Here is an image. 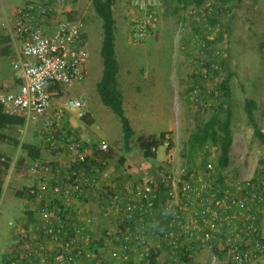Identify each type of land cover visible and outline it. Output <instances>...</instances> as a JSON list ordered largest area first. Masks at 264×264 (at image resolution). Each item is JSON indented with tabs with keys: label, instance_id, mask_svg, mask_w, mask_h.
Masks as SVG:
<instances>
[{
	"label": "built area",
	"instance_id": "2783aa9c",
	"mask_svg": "<svg viewBox=\"0 0 264 264\" xmlns=\"http://www.w3.org/2000/svg\"><path fill=\"white\" fill-rule=\"evenodd\" d=\"M75 2L22 0L5 20L18 84L14 91L0 89V108L25 124L40 123V148L47 155L28 168L35 177L26 192L34 216L18 225L7 264H147L149 249L158 252L157 264H197L201 250L208 252V264L255 263L264 254V174L240 179L221 171L218 184L209 162L200 170H175L167 135L159 146L162 160H156L159 147H151L154 157L142 155L135 171L128 164L122 174H107L109 145L83 139L86 100L69 94L87 74L84 24ZM164 6L165 0H126L128 40L142 42ZM204 7L189 12L205 19ZM200 93L196 85L189 99ZM209 152L213 148L205 143L198 153ZM93 199L107 219L102 229L90 213Z\"/></svg>",
	"mask_w": 264,
	"mask_h": 264
},
{
	"label": "rangeland",
	"instance_id": "374dc122",
	"mask_svg": "<svg viewBox=\"0 0 264 264\" xmlns=\"http://www.w3.org/2000/svg\"><path fill=\"white\" fill-rule=\"evenodd\" d=\"M21 2L22 0H0V34H7L5 20L11 17ZM230 6V13L226 15L225 7L218 9L217 16L221 26H210L205 22V28L201 23L199 26L195 25L196 30L193 25L195 22H201V13L189 12V8L172 13L171 7L164 6L161 20L151 28L142 42L133 43L128 40V21L131 13L126 7V0H114L112 14L115 19L117 62L122 71L131 73L127 85L121 88L124 114L133 130L130 150L125 152L120 121L100 102L95 90V84L102 71L99 55L101 21L95 15L90 0H76L75 13L82 19L86 35L87 74L69 94L72 97L85 98V110L93 119V124L84 127L83 139L96 143L103 140L109 145V161L113 167L118 168L113 171V176L124 171L123 162H119L120 158L133 162L136 169L142 164V154L137 144L139 135H157L162 131L167 133L174 151L175 170L191 167L201 169V157L198 153L201 144H195L192 148L189 139L194 131L202 128L212 114L209 104H216V101L208 96V92L214 91L223 77L221 70L217 75L210 72L206 80H201L202 91L197 100L189 99V87L192 82L200 81L196 75L207 69L201 64L205 58L208 63L218 66L223 62L232 73L229 80L232 145L229 164L222 173L249 179L259 169L264 172V143L253 135L243 112L244 100L253 99L256 103L254 117L264 139V47L260 50V45H264V0H238ZM218 33L220 38L217 41ZM202 36L216 40L208 47L210 54H206L202 46ZM13 55L12 47L10 56L0 57L2 90H10L18 84L17 72L11 66ZM150 68L154 69L156 77L161 80V86L165 89L142 85L141 90H138L131 84L139 78L137 71H143L146 77ZM173 72L177 77L175 88L169 80V75ZM40 128V123L0 128V155L5 161L9 160V168L0 174V264H5L3 257L16 242L18 225L21 224V218L24 219V211L29 206L26 198L18 197L15 192L32 185L35 178L28 171L32 160L22 150V146L29 144L38 147L41 158L47 156L40 148ZM212 148L211 163L215 167L219 153L218 143ZM162 158L163 148L159 147L156 160L160 161ZM147 164L157 165L154 160H148ZM91 201L90 213L97 227L102 229L107 224V219L94 203L95 200ZM261 231L264 235V214ZM195 255L197 264H208L206 250H201ZM253 264H264V254Z\"/></svg>",
	"mask_w": 264,
	"mask_h": 264
},
{
	"label": "trees",
	"instance_id": "16d2710c",
	"mask_svg": "<svg viewBox=\"0 0 264 264\" xmlns=\"http://www.w3.org/2000/svg\"><path fill=\"white\" fill-rule=\"evenodd\" d=\"M238 0H165V8L171 7V12L176 13L179 10H187L189 7H196L197 9H201L203 6L205 19H202L201 22H195L193 27L196 30V26H199L203 23L205 28V24L207 23L210 26L219 25L221 26V21L219 20L217 11L219 7L223 6L226 8L225 12H228V7L237 2ZM209 4L212 12H209L206 4ZM90 4L95 15L101 21V45L99 55L102 62V71L101 75L95 84V90L98 95L100 102L119 119L121 132H122V145L125 152L130 150L131 137L133 136V130L130 125L129 120L126 118L123 109V96L121 91L118 88L117 81V73H118V63L115 57L114 51V30H115V19L113 18L112 8L114 5V0H90ZM231 7V6H230ZM230 13V12H228ZM200 17H203L202 15ZM206 22V23H205ZM196 25V26H195ZM220 33L216 36V40L220 38ZM83 36L86 38L85 33ZM204 41L203 48H205L206 54H210L209 45L213 44L214 40H209L205 36L201 37ZM264 47V45H260V50ZM12 45L11 38L8 34L2 35L0 34V57H8L11 55ZM210 63L207 62L206 58L202 62V66L207 68L205 72H201V74L196 75L198 78V82H192L189 90H193L197 85L202 91L201 80L205 77V80L210 76V72L214 74H219V71L210 70ZM219 70L223 72V77L221 81L217 83L214 91H209L208 96L214 98L216 104H209V108L211 111V115L208 120L203 124L201 129H197L191 135L189 142L190 146L195 144H201L198 149L201 151L202 146L205 143L210 142V146H215L218 143V156L216 159V166L214 167L217 180L216 182L220 184L222 182V176L220 174L221 171L226 169L229 164V152L232 145V132H231V118L232 111L230 109V90H229V80L232 73L226 68L225 64L221 62L218 67ZM256 110V103L253 99L246 98L244 100L243 112L245 117L253 130V135L259 139L262 143H264L263 135L259 126L256 123L254 117V111ZM82 122L86 126H90L93 124V119L87 113L86 116L82 119ZM25 124L24 119L18 115H7L0 108V128H9V127H23ZM167 135L166 132H160L159 134H150L147 136H139L137 138L138 148L141 151L142 155L146 158L154 157L152 153H150L151 147H159L165 137ZM208 141V142H206ZM203 142V144H202ZM22 150L26 153V155L31 160H36L41 158V152L38 147H34L29 144H24L22 146ZM210 153L202 155L200 158V166L204 167L208 162L211 163L212 158ZM120 163L123 162V158H120ZM212 164V163H211ZM192 165H190L191 167ZM9 168V160L6 159L5 162L0 163V174L5 173ZM193 169L187 168L188 172ZM264 174L260 169L256 172L254 176ZM253 177V176H252ZM35 181V179H34ZM1 184L0 183V193H1ZM34 184V182H33ZM28 187H24L21 191H16L15 194L18 197L26 196V192ZM28 196H26V200L28 202ZM29 206L26 207L24 211V219L21 218V223L25 222V224H29L33 220L34 211L32 210V205L28 202ZM261 217L258 219V224L260 223ZM259 228L261 225L259 224ZM261 242L264 245V237L261 239ZM12 247V246H11ZM10 247V248H11ZM187 255V254H185ZM158 256V252H154L152 249L147 251L146 259L147 264H157L156 258ZM3 262L5 264L8 263V258L5 253V257H3Z\"/></svg>",
	"mask_w": 264,
	"mask_h": 264
},
{
	"label": "crops",
	"instance_id": "0c3cea01",
	"mask_svg": "<svg viewBox=\"0 0 264 264\" xmlns=\"http://www.w3.org/2000/svg\"><path fill=\"white\" fill-rule=\"evenodd\" d=\"M114 51H115V57H116V60H117V56H116L117 51H116V43H115V40H114ZM137 73H138L137 76H139V78H137L138 80L137 81H134V82L132 81L131 84H134L135 87L138 90H141L140 86H142V85H145V86H153V87H155V89L157 87L159 90L165 89V88H163L161 86V80H158V78L156 77V75L154 73V69L153 68H150L148 74H146V77L147 78L144 77L143 71H137ZM129 75L131 76V73L129 71H122L121 68H120V66H119V64H118L117 81H118V88H119L120 91H121V88L122 87H125L127 85ZM169 80L171 82L170 83L171 86H172V83H173V88H175L177 77H175V73L174 72H173V74L170 73ZM16 88H17V85L14 86V88L10 89V91H14V90H16ZM162 132H165V131H162ZM147 135H150V134H147ZM147 135H142V136H147ZM132 163L133 162L130 163L127 158H124L123 165H122V169H124V167L129 164V165H131V171H135L136 168H135V166ZM115 168L118 169L117 167H115V166L113 167V165H110V168L107 171V174L110 177L113 176V171H117Z\"/></svg>",
	"mask_w": 264,
	"mask_h": 264
}]
</instances>
